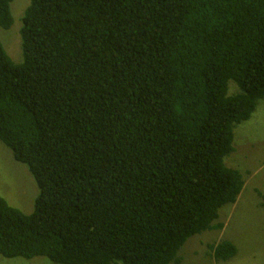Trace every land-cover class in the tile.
Segmentation results:
<instances>
[{"label": "trees", "instance_id": "16d2710c", "mask_svg": "<svg viewBox=\"0 0 264 264\" xmlns=\"http://www.w3.org/2000/svg\"><path fill=\"white\" fill-rule=\"evenodd\" d=\"M20 26V63L0 43V142L39 193L30 214L0 198V256L180 264L221 231L244 188L233 131L264 99V0H28Z\"/></svg>", "mask_w": 264, "mask_h": 264}, {"label": "rangeland", "instance_id": "374dc122", "mask_svg": "<svg viewBox=\"0 0 264 264\" xmlns=\"http://www.w3.org/2000/svg\"><path fill=\"white\" fill-rule=\"evenodd\" d=\"M27 4L28 0H14L10 6L14 25L10 30L0 29V43L15 63L21 62L19 28ZM236 88L229 82L228 95H233ZM233 135L234 152L225 159V165L242 174L245 186L235 204L219 210L215 223L222 224V230L206 231L191 238L178 254L180 264H264V99L247 122L234 128ZM247 172L256 173L252 176ZM38 193L27 168L16 162L0 142V198L21 213L30 214ZM221 240L234 244L237 254L227 262L215 263L207 247ZM0 264L52 263L46 258L24 260L0 256Z\"/></svg>", "mask_w": 264, "mask_h": 264}, {"label": "crops", "instance_id": "0c3cea01", "mask_svg": "<svg viewBox=\"0 0 264 264\" xmlns=\"http://www.w3.org/2000/svg\"><path fill=\"white\" fill-rule=\"evenodd\" d=\"M239 132H240V131H239ZM239 132H238V134H240ZM233 134H234V131H233ZM238 134H237V135H238ZM233 152H234V151H233ZM232 154H233V153H232ZM231 160H232V159H231ZM230 164H232V162H230ZM255 173H256V172H255ZM255 173H250V172H247V175H249V174H250V175H252V176H253V175H255ZM244 186H245V182H244Z\"/></svg>", "mask_w": 264, "mask_h": 264}]
</instances>
